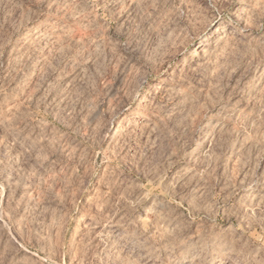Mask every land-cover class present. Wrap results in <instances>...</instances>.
Masks as SVG:
<instances>
[{"label": "rangeland", "instance_id": "obj_1", "mask_svg": "<svg viewBox=\"0 0 264 264\" xmlns=\"http://www.w3.org/2000/svg\"><path fill=\"white\" fill-rule=\"evenodd\" d=\"M0 264H264V0H0Z\"/></svg>", "mask_w": 264, "mask_h": 264}, {"label": "bare ground", "instance_id": "obj_2", "mask_svg": "<svg viewBox=\"0 0 264 264\" xmlns=\"http://www.w3.org/2000/svg\"><path fill=\"white\" fill-rule=\"evenodd\" d=\"M195 51H196V49H194L193 51H191L190 57L194 55ZM199 145H200V142H197V143H196V148H197V146H199Z\"/></svg>", "mask_w": 264, "mask_h": 264}]
</instances>
